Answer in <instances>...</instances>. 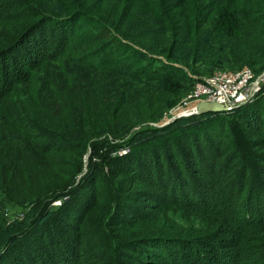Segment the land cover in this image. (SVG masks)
<instances>
[{
  "label": "trees",
  "instance_id": "1",
  "mask_svg": "<svg viewBox=\"0 0 264 264\" xmlns=\"http://www.w3.org/2000/svg\"><path fill=\"white\" fill-rule=\"evenodd\" d=\"M263 4L0 0V264H217L224 254L244 264L237 242L215 238L209 225L183 230L167 212L183 195L205 208L209 194L226 222L238 209L234 237L257 228L247 263L264 264V151L248 150L264 142V117L239 113L242 129L222 160L226 124L198 117L223 110L195 113L186 128L129 132L181 86L163 68L138 65L142 58L162 53L192 72L261 69ZM6 207L24 211L7 219Z\"/></svg>",
  "mask_w": 264,
  "mask_h": 264
},
{
  "label": "rangeland",
  "instance_id": "2",
  "mask_svg": "<svg viewBox=\"0 0 264 264\" xmlns=\"http://www.w3.org/2000/svg\"><path fill=\"white\" fill-rule=\"evenodd\" d=\"M262 7L264 8V4L262 5ZM121 50H116L115 51V55L118 56L120 54ZM151 55V54H150ZM154 59L155 60H150L147 61L145 60V58H142L140 60V64L141 65L143 63L146 62V64H144L147 67L146 68H150V67H157V68H163L162 69V73H168L171 75V77H173V79H175L176 81H178L180 86L179 91L173 95L172 98H170V104L166 107H164L158 115L154 116V117H149V110L146 109V116L138 121L136 124H134L130 129L129 132L136 131V130H140V129H149L150 127H160L163 126L167 123H172V125L177 126L178 128H181L182 126L185 128L190 125L191 121H193L194 119L196 120L197 118H194L192 115H194L195 113H189V114H180L181 112H184L186 110H189L191 107V105L194 107V105L196 104V102L199 100V96H193V90H194V84L196 79H200L203 76H206L210 73H212L213 71H217V70H237L240 69L242 67H248L252 73L255 75L259 72H261L262 70H264V66L261 67V69L255 71L253 70V66L249 65V64H227V63H217V64H213V65H208L207 67L203 66V65H199L198 67V71L196 72H192L191 70H189V68L185 65L180 66V63L175 62V61H170L167 60L165 58V55L162 53H154ZM132 57H134V54H131ZM161 63L166 64L167 66L170 67H163ZM137 66V65H136ZM134 66V67H136ZM172 66H176L179 67L178 71L174 70L172 68ZM201 67H204L201 68ZM253 68V69H252ZM158 71V70H157ZM145 109V108H144ZM223 111H225V113H219L217 115H215L214 117H210L209 116H204L203 114L200 115L198 117V119L200 117L201 121L207 120L209 118H216L218 121H216V123L218 124L219 121L223 122L226 124V128H224L223 132H222V136L220 137V141H221V145H220V150L224 151L220 152V154L218 155L217 159L218 160H222L223 156L227 155L228 153H230L231 151V147H227L228 145L232 144L234 139L231 136H235L232 135L233 132H235L236 130H240L242 129L241 127V121L238 119V115L239 113L242 114L244 112H249L250 113V117H253V115H255L257 118H263L264 117V84H262L260 86V89L255 92L253 94V96L250 97V99L248 101L242 102V103H237L235 105H232L231 107L224 109ZM209 117V118H207ZM225 117V118H224ZM132 131V132H133ZM246 136V139L249 140L250 138L254 137L255 134H252L250 131H246L243 132ZM249 139H248V138ZM214 140H216V137L214 138ZM257 144V143H256ZM126 148V147H125ZM125 148L123 149H119L118 152H122ZM250 148H253V152H256L257 155H262V152L264 151V142H260L258 145H252L246 149H248L249 151ZM219 150V151H220ZM243 151V150H242ZM208 157H210V155H207ZM260 157V156H257ZM237 158L240 159V156ZM256 159V158H255ZM249 162L252 160H248ZM254 162V161H253ZM253 164V163H252ZM260 165H264V161L260 160ZM264 171V166L262 168H260ZM216 171H214V173H216ZM252 172L249 171V175ZM234 175V174H233ZM248 177V176H247ZM228 178V177H227ZM232 178V177H231ZM258 180H261L264 183V172L262 174H258L257 175ZM236 179V178H235ZM223 182H219L217 184L214 185L215 190L213 191L215 193L216 196H218L221 192H223V188L225 187L223 184ZM207 185H211V183H207ZM208 187V186H207ZM106 193V192H105ZM210 197V205L206 206L205 208H191L189 205L186 204L185 202V195H183L182 200H180L175 206L171 205V207H169V209L167 210L168 213H172L174 212V217L176 219V221H178L182 227L183 230H188V227H192L195 228L196 226H204V225H209V226H213L212 229L215 233H217L215 238L218 239H223L225 240V242L229 243V242H237V248L240 249L241 251V258H240V263L244 264H248L247 263V259L250 257V255L252 254V251L254 250V248L257 245V242H255L254 238L257 237V235H259L260 232L256 231V227L249 225L247 228H249L247 230V228H245L244 231H241L237 237L233 236V231L230 229V226L233 224L235 225V221H236V217H237V213H238V209H236L233 214L230 216L229 220L226 222V217L225 214L219 216L218 215V209L216 207H218L217 205H221L220 201H218V198H214L215 201L213 202L211 197L212 195L209 194ZM215 197V196H214ZM59 200L56 199L53 201V203H58ZM238 201L237 204L238 205ZM172 209V210H171ZM20 211H24V209L19 208V207H6L5 213L4 215L8 218H14L16 216L19 215ZM229 214V212H228ZM176 215V216H175ZM215 249V248H214ZM251 252V253H248ZM229 256L228 254H224V262L220 263L217 262V264H230L227 262L226 257ZM205 258V257H204ZM216 264V263H215ZM256 264H260V261H258Z\"/></svg>",
  "mask_w": 264,
  "mask_h": 264
},
{
  "label": "built area",
  "instance_id": "3",
  "mask_svg": "<svg viewBox=\"0 0 264 264\" xmlns=\"http://www.w3.org/2000/svg\"><path fill=\"white\" fill-rule=\"evenodd\" d=\"M262 84H264V70L255 75L248 67L217 70L196 79L192 94L199 96L197 102L213 100L222 103L224 109H227L237 103L248 101ZM193 109L194 107L181 113L189 114Z\"/></svg>",
  "mask_w": 264,
  "mask_h": 264
},
{
  "label": "water",
  "instance_id": "4",
  "mask_svg": "<svg viewBox=\"0 0 264 264\" xmlns=\"http://www.w3.org/2000/svg\"><path fill=\"white\" fill-rule=\"evenodd\" d=\"M224 106L222 103L213 100H201L196 103L194 109L189 113H201L205 111H222ZM184 115L183 113H180Z\"/></svg>",
  "mask_w": 264,
  "mask_h": 264
},
{
  "label": "bare ground",
  "instance_id": "5",
  "mask_svg": "<svg viewBox=\"0 0 264 264\" xmlns=\"http://www.w3.org/2000/svg\"><path fill=\"white\" fill-rule=\"evenodd\" d=\"M191 107L193 108V106L191 105ZM191 109V108H190Z\"/></svg>",
  "mask_w": 264,
  "mask_h": 264
}]
</instances>
